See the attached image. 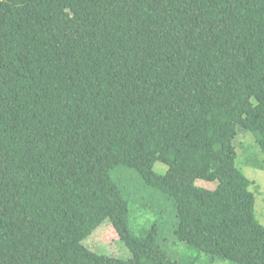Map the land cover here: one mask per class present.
<instances>
[{"label":"trees","instance_id":"trees-1","mask_svg":"<svg viewBox=\"0 0 264 264\" xmlns=\"http://www.w3.org/2000/svg\"><path fill=\"white\" fill-rule=\"evenodd\" d=\"M239 129L264 155V0H0V264H181L159 212L132 229L119 166L173 199L179 243L264 264ZM106 222L129 258L86 246Z\"/></svg>","mask_w":264,"mask_h":264},{"label":"rangeland","instance_id":"rangeland-1","mask_svg":"<svg viewBox=\"0 0 264 264\" xmlns=\"http://www.w3.org/2000/svg\"><path fill=\"white\" fill-rule=\"evenodd\" d=\"M235 146L238 152L236 165L253 182L251 191L255 195V215L264 226V155L258 147L255 135L242 129L238 130ZM167 170L168 167L163 163L155 165V171L159 174H165ZM112 177L125 198L131 202L130 223L134 231L150 229L160 213L164 216L160 244L172 258L180 260L181 264H231L218 259L212 262L207 255H198L195 248L179 243L174 232L178 219L173 199L147 186L136 170L119 166L112 171ZM196 184L209 190L217 187L216 183L204 180H198ZM85 244L98 254L114 255L123 259L131 256L119 241L114 228L107 222Z\"/></svg>","mask_w":264,"mask_h":264}]
</instances>
